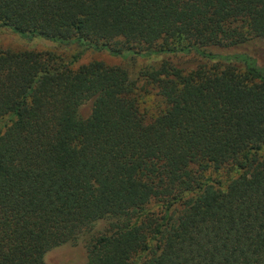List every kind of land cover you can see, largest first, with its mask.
<instances>
[{
	"label": "trees",
	"instance_id": "trees-1",
	"mask_svg": "<svg viewBox=\"0 0 264 264\" xmlns=\"http://www.w3.org/2000/svg\"><path fill=\"white\" fill-rule=\"evenodd\" d=\"M0 32L77 49H0V264H264V0H0Z\"/></svg>",
	"mask_w": 264,
	"mask_h": 264
},
{
	"label": "rangeland",
	"instance_id": "rangeland-1",
	"mask_svg": "<svg viewBox=\"0 0 264 264\" xmlns=\"http://www.w3.org/2000/svg\"><path fill=\"white\" fill-rule=\"evenodd\" d=\"M0 49H35V50H41V51H50V52H56L57 54H60L61 56L65 58L71 57L73 54L77 53V49L74 46H58L55 43L43 40V39H34L31 41L22 40L20 38H17L15 36H12L8 32H0ZM250 55L255 57L260 64H264V50L261 46V44H253L249 49ZM162 58L160 57H152L150 59H141V58H135L132 59L130 57H127L126 59L113 57L109 55L107 52H86L80 59V63H87L92 60L101 61L103 63H106L108 65H120L127 69H129L132 76H136L137 71L144 67L147 63H151L154 61H160ZM168 59L170 62L182 65L183 67L188 66H194L197 63V60L195 56H185V57H169L165 58ZM154 97V96H152ZM84 112V111H83ZM212 178H223L222 174H209ZM103 225L102 223L97 224L95 229L102 230ZM72 250H75V247L70 245H64L61 247H58L54 250H52V253H50L46 257V263L47 264H59L58 261H63L62 256H65L67 252H71ZM63 263V262H62ZM64 264V263H63Z\"/></svg>",
	"mask_w": 264,
	"mask_h": 264
}]
</instances>
